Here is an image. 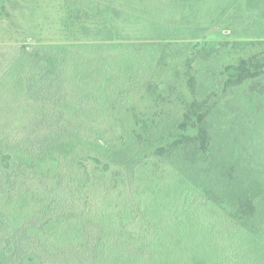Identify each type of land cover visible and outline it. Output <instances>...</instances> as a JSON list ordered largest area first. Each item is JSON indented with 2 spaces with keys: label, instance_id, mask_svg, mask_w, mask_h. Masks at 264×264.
<instances>
[{
  "label": "trees",
  "instance_id": "trees-1",
  "mask_svg": "<svg viewBox=\"0 0 264 264\" xmlns=\"http://www.w3.org/2000/svg\"><path fill=\"white\" fill-rule=\"evenodd\" d=\"M77 1L86 12L73 20L111 6L214 28L238 0ZM185 45L30 46L0 77V264H264L259 189L238 166L197 172L211 148V99L264 77V46L205 81L194 58L193 99L165 137L120 122L164 92L162 61ZM206 85L211 99L198 94Z\"/></svg>",
  "mask_w": 264,
  "mask_h": 264
},
{
  "label": "rangeland",
  "instance_id": "rangeland-1",
  "mask_svg": "<svg viewBox=\"0 0 264 264\" xmlns=\"http://www.w3.org/2000/svg\"><path fill=\"white\" fill-rule=\"evenodd\" d=\"M78 12H86V7L77 0H0V77L15 67L30 46L185 43L176 57L162 61L164 92L145 95L120 118L127 131L144 138H163L183 119L193 99L188 73L197 71L190 67L194 58H198L205 81L216 66L238 56L254 55L260 45L264 46V0L234 2L214 28L169 26L111 6L94 17L73 20L72 15ZM201 93L203 99L213 98L207 85L202 86ZM205 120L211 148L197 172L238 166L242 183L259 189L260 212L255 227L264 235V77L221 100L211 99Z\"/></svg>",
  "mask_w": 264,
  "mask_h": 264
}]
</instances>
